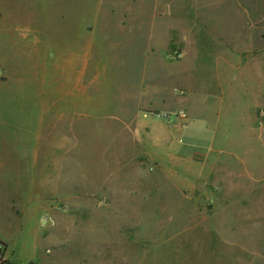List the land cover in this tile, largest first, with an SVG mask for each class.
<instances>
[{
  "label": "rangeland",
  "instance_id": "rangeland-1",
  "mask_svg": "<svg viewBox=\"0 0 264 264\" xmlns=\"http://www.w3.org/2000/svg\"><path fill=\"white\" fill-rule=\"evenodd\" d=\"M264 264V0H0V264Z\"/></svg>",
  "mask_w": 264,
  "mask_h": 264
},
{
  "label": "trees",
  "instance_id": "trees-1",
  "mask_svg": "<svg viewBox=\"0 0 264 264\" xmlns=\"http://www.w3.org/2000/svg\"><path fill=\"white\" fill-rule=\"evenodd\" d=\"M31 264H36L35 262H32Z\"/></svg>",
  "mask_w": 264,
  "mask_h": 264
}]
</instances>
